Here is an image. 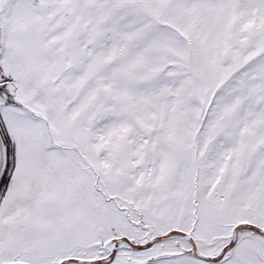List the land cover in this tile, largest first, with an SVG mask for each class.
Returning a JSON list of instances; mask_svg holds the SVG:
<instances>
[{
	"label": "snow or ice",
	"instance_id": "snow-or-ice-1",
	"mask_svg": "<svg viewBox=\"0 0 264 264\" xmlns=\"http://www.w3.org/2000/svg\"><path fill=\"white\" fill-rule=\"evenodd\" d=\"M0 264H264V0H0Z\"/></svg>",
	"mask_w": 264,
	"mask_h": 264
}]
</instances>
